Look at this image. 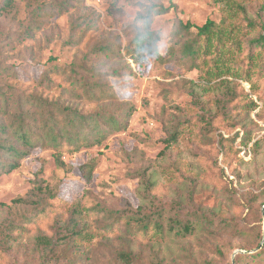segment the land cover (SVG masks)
Returning <instances> with one entry per match:
<instances>
[{
	"label": "rangeland",
	"instance_id": "obj_1",
	"mask_svg": "<svg viewBox=\"0 0 264 264\" xmlns=\"http://www.w3.org/2000/svg\"><path fill=\"white\" fill-rule=\"evenodd\" d=\"M54 1L15 0L12 10L0 13V85L58 99L69 85L53 71L54 66L82 63L105 72L109 67L122 70L129 63L133 72L122 70L121 76L108 74L103 78L120 96L130 99L135 112L127 130L114 133L103 145L64 154L65 168L56 164L52 150L37 149L20 169L0 175V203L5 204L0 219L21 223L32 207L15 200L33 198L31 193L39 183L56 189L64 202L56 205L61 224L87 190L114 210L127 205L135 209L149 204L140 177L146 172L155 184L152 198L156 204L166 210L178 207L170 215L187 219L209 214L208 220L216 223L231 220L247 231L256 228L264 232V48L249 42L264 36V29L251 30L246 37L244 57L261 53L253 84L236 77L206 83L197 70L161 64L153 57L136 64L127 58L95 53L98 46L107 45L118 52L121 47L124 56L123 48L135 37L133 24L141 11L131 0L121 1L115 9L104 0H77L67 13L52 19L40 17L43 5ZM151 1L177 7L157 16L152 24L162 36V53L170 45L177 19L196 26L221 20V0ZM246 11L250 20L264 22V0H251ZM87 17L94 19L92 30L84 26L72 31L74 22ZM48 70L53 82L50 88L36 82L41 72ZM221 80L230 87L229 95ZM86 109L93 111L95 105ZM212 117V126L206 128L205 120ZM175 129L180 132L178 140L165 150V140ZM92 161L96 162L94 178L86 182L78 169ZM27 228L14 238L11 250L0 252V264H44L35 236L39 232L57 236L59 229L50 222ZM256 243L253 235L233 237L219 230L214 234L200 230L189 238L152 242L143 247L137 264L157 260H165V264H233L239 253L246 252L240 245L253 247ZM260 244L249 254L259 252L264 239ZM107 249L94 250L87 258L62 249L50 264H115L116 250Z\"/></svg>",
	"mask_w": 264,
	"mask_h": 264
},
{
	"label": "trees",
	"instance_id": "obj_2",
	"mask_svg": "<svg viewBox=\"0 0 264 264\" xmlns=\"http://www.w3.org/2000/svg\"><path fill=\"white\" fill-rule=\"evenodd\" d=\"M104 1L115 9L123 0ZM131 1L141 11L133 24L135 37L123 48L124 56L121 47L118 52V48L113 49L107 45L98 46L95 50L97 55L116 57L119 60L123 57L136 64H142L148 57H153L161 64L172 63L188 71L197 70L206 83L236 77L253 84L261 53L256 52L255 56L250 53L244 57L246 37L251 30L259 27L264 29V22L258 23L247 17L246 5L251 0H221L220 22L208 20L204 25L196 26L190 21L177 19L165 53L160 50L162 36L152 28V24L157 16L172 9L177 10L176 5L170 3L166 7L151 0ZM73 2L78 1L55 0L43 5L40 17L52 19L67 13L74 7ZM14 6L15 0H0V13L9 12ZM84 26L92 30L94 19L87 17L82 22H74L72 31ZM249 42L252 46L264 48L263 35ZM52 69L60 73L69 85L58 99H49L38 93L26 94L14 86L0 85V175L20 169L22 162L37 149L52 150L56 164L65 168L62 158L64 154H76L83 149L101 146L111 135L128 128L135 107L129 98L120 96L113 87L106 84L103 76H121L122 70L133 72L129 63L122 70L109 67L105 72L97 66L88 68L82 63L63 67L56 65ZM49 71L41 72L36 81L38 85L48 88L53 85ZM225 82L221 80L220 84L229 95L230 87ZM89 104L95 105V109L87 112ZM224 110L227 111L226 108ZM213 120L214 117L205 120L206 128L212 126ZM179 133L175 129L165 140V150L177 142ZM95 165L96 162L92 161L80 166L79 176L86 182L91 181ZM140 177L143 178L149 204L135 209L127 205L114 210L87 190L81 200L73 204L62 224L56 205L63 206L64 202L58 197V191L39 183L31 193L33 198L15 200V203L32 207V212L24 216L21 223H8L0 219V252L11 250L14 238L27 232L29 225L50 222L59 229L57 236L45 232L35 236V246L44 264H50L52 259L61 255L62 249L87 258L94 250L106 248L116 250L115 264H137L143 255V247H149L152 242L170 237L189 238L200 230L212 234L219 230L233 237L253 235L257 242L255 246L240 245L239 249L246 252L239 253L233 264L264 261V244L259 252L249 254L251 249L259 248L264 239V232L260 229L247 231L231 220L216 223L215 220H208L209 214L187 219L178 214L170 215L178 207L166 210L157 205L155 198H152L155 187L151 181L152 175L147 176L145 172ZM2 207H5L4 203H0V209ZM261 214L264 217V210ZM154 264H165V260H157Z\"/></svg>",
	"mask_w": 264,
	"mask_h": 264
}]
</instances>
